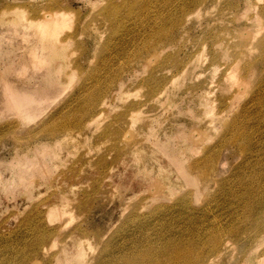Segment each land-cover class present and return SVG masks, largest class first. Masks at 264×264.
I'll list each match as a JSON object with an SVG mask.
<instances>
[{
  "label": "rangeland",
  "instance_id": "374dc122",
  "mask_svg": "<svg viewBox=\"0 0 264 264\" xmlns=\"http://www.w3.org/2000/svg\"><path fill=\"white\" fill-rule=\"evenodd\" d=\"M263 212L264 0H0V264H255Z\"/></svg>",
  "mask_w": 264,
  "mask_h": 264
},
{
  "label": "bare ground",
  "instance_id": "6f19581e",
  "mask_svg": "<svg viewBox=\"0 0 264 264\" xmlns=\"http://www.w3.org/2000/svg\"><path fill=\"white\" fill-rule=\"evenodd\" d=\"M183 6L187 7L188 5L185 4ZM59 16L62 17L61 15L58 14V12H51V13H47V14L45 13V15L43 17L36 18L35 20H33V19L30 20L29 19V21H27L25 24L18 25V29H19L20 33L27 36L26 41L30 40V36H32V35L33 36L35 35L36 38H37L35 44L31 46V49L33 51L35 50L36 54L40 51L39 52L40 55L39 56L35 55V53L34 54H30V57L32 59H35V57H37V56L39 58L44 57L43 56V52H42V51L45 50L44 47L49 43V41L52 39V37L54 38V40L57 39V35H58L59 29H60V26H61L59 22H60V20L63 21L62 18H60ZM34 32H36V34H34ZM28 35H30V36H28ZM23 95H24V93L22 94V97H23ZM20 96H21V94H20ZM27 97H28V95L26 97H24V99L25 100L28 99ZM12 99H13L14 104H16L17 103V99H19V96L13 95ZM3 104H4L3 105L4 108H8L9 100L8 101H3ZM21 108H22V106H21ZM196 162H195V165H194L195 168H196V166H198V165H196ZM211 162L212 161L207 162V165H209ZM205 166H206V164H205ZM211 166H213V165H211ZM207 169H208V166H207ZM214 170H216V169H214ZM205 171L203 170V172L206 173V175H201V176H204V177L207 176V172H205ZM252 227L256 228L255 234L259 235L258 240H260V239L263 240L264 239V212H263V216H261L258 221L257 220L253 221ZM238 233H239V231L235 230V231H233V233H231V235L236 236ZM226 246H227V242H225V243L218 242L215 245L213 243V249H212V251L210 250L211 253H208L209 254L208 255V259L213 258V257H218L219 252L221 251V249L228 248ZM179 249L180 248H178V250ZM179 253H182V250ZM179 253H178V255H179ZM191 255L193 256V250L189 249V250L185 251V253L182 255L183 264H203L204 261L206 260V256H207V255H204L202 253L201 249L198 252H196V254H195V255H197L196 260L194 259L196 256L194 255L195 257L192 258ZM262 255H263V257H261L259 259H255V261H256L255 264H264V253H262ZM175 260H177V259H175Z\"/></svg>",
  "mask_w": 264,
  "mask_h": 264
}]
</instances>
